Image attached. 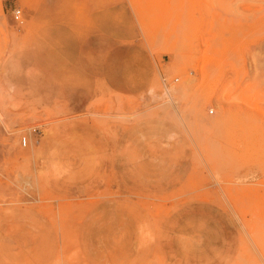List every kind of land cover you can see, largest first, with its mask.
<instances>
[{
  "label": "rangeland",
  "instance_id": "obj_1",
  "mask_svg": "<svg viewBox=\"0 0 264 264\" xmlns=\"http://www.w3.org/2000/svg\"><path fill=\"white\" fill-rule=\"evenodd\" d=\"M0 264H264V0H0Z\"/></svg>",
  "mask_w": 264,
  "mask_h": 264
},
{
  "label": "built area",
  "instance_id": "obj_2",
  "mask_svg": "<svg viewBox=\"0 0 264 264\" xmlns=\"http://www.w3.org/2000/svg\"><path fill=\"white\" fill-rule=\"evenodd\" d=\"M13 15H14L15 20H19V18L21 16V10L15 8L13 10ZM21 144L22 145H26V136H22L21 137Z\"/></svg>",
  "mask_w": 264,
  "mask_h": 264
}]
</instances>
